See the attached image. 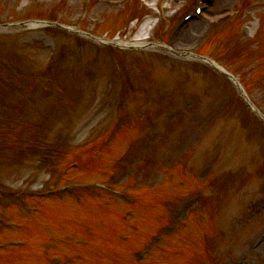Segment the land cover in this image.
Listing matches in <instances>:
<instances>
[{"label":"rangeland","instance_id":"obj_1","mask_svg":"<svg viewBox=\"0 0 264 264\" xmlns=\"http://www.w3.org/2000/svg\"><path fill=\"white\" fill-rule=\"evenodd\" d=\"M27 1H29L30 4L27 3V5H24ZM118 1V3H120L119 5H108L104 3V0H97L93 3L92 7L85 9L82 13L79 12L80 9L77 8L79 4H73V0H68L66 3V9H60L59 7L53 6L47 7V0H0V22L15 21L21 18L35 16L43 12L46 8L50 14H58L60 16L58 17L59 19L65 18V21L68 22H70V20L78 19L79 16H83V27L89 29L91 32L95 29L101 34L112 35V32H117L116 34H118L119 32L127 31L126 22L133 10V5L130 1L125 7H122L121 5L122 0ZM174 1H176V3H173ZM164 2L169 3L171 12L173 9L176 11L183 7L182 0H164ZM15 5L18 6L12 8ZM36 5L43 6L44 10L40 11V8L35 7ZM72 5H75V7L73 8ZM237 9L240 10L239 15L236 17L233 24L229 26L227 32L222 35L225 37V40H222L219 36L214 37V40L210 41L205 49L212 53L211 55L214 57H219L220 60L228 63L233 71L242 77L251 93V97L255 100L261 110L264 111V0H218L215 5L209 7L205 14V18L196 21V23H193L190 27L184 29L182 38L184 37L186 41L180 42L181 47L178 45V42L181 40V33L177 35L174 43L169 41V44H173L178 50L196 49L205 36L204 29H207L208 22L215 21L213 20L214 18H220L226 14H232ZM243 9L244 11H242ZM165 14L166 13H163V15ZM178 18L179 17L175 16L171 20L174 22ZM247 30H249L248 33ZM230 31L235 34L232 39L228 38ZM2 32L3 31H0V33ZM131 32H134V30L129 29L128 33L126 32L124 34H131ZM246 33L250 36H245ZM238 38L240 39V43ZM58 40L63 44L65 42L68 43L70 48H72L70 52H64L67 56H70L71 53L75 52L76 48H82V45L77 46V40L73 38L59 36ZM74 42L75 44H73ZM94 46L95 44H92L91 46H87V48H90L91 50ZM19 48L27 54V60L30 62L29 65L32 66L30 72L40 75L47 74L44 73L45 70L43 67L46 66V62L48 61V49H45L40 43H30L26 46L22 45ZM70 63L71 62L69 61V68L72 69L73 66H71L72 64ZM139 68L145 73V68ZM173 69L174 64L171 63L169 68L163 69L167 71L166 73L161 70L157 78L155 74V80L157 79L156 85H160V83L164 81L163 77H165V80L170 79L172 83L169 90L166 86L162 88H160V86L158 87V90L161 92L157 94L156 101L159 104L165 100L162 96L165 89L172 94L171 97H169L172 101V105L170 107L169 105H165V111L162 114L159 113V116H157L158 119H168L167 116L171 109L175 110L178 107H181L182 103L185 101H192V104L194 105L195 101H200L199 112L202 113L200 116H197L196 124L195 108L193 109L194 111L185 115V119L181 120L179 123L177 122L176 127L178 128L177 131L179 134H177L175 140L170 139V141L166 143V147H163V145L160 144L161 141L155 140L150 145L149 143L151 141H143L136 149L137 154L138 149L142 147L141 145L145 144L150 147L149 151L155 148L162 149L160 153L151 155L153 158L152 160L156 161L160 159L172 162L175 160L178 153L188 147H193L201 140L199 142V148L196 147L195 149L197 152L195 154V156H197L196 159L194 156V161L196 160V175L203 177L208 171H210V169H215L217 171L216 167H218L215 186L221 187L224 184L228 185L224 195L218 198H221L220 201L225 199V197L227 198L224 202L225 208L223 211V214L226 212V217L221 220L223 227L220 226V228L227 230L226 239L236 243V245L228 244L229 241L225 243V247L228 244V247L233 248L234 252V255L227 264H260V262L264 260V194L259 195L254 192L256 190V185L262 181V179H255V176L252 175L253 173L251 174V172V177L248 176L251 160L260 147L255 145V141L250 143H244L242 141L245 132L241 130L238 123L234 120L236 118H234V116L224 117V108H222L221 105L223 103L222 99L218 98L216 101V97L210 98L206 92L204 93L201 89V80L199 81L196 79L197 77L181 75L178 79L180 81L186 80L185 85L183 82L181 84L180 81L177 80V76H173V72H168ZM137 72L138 68L133 69L135 75ZM207 76H209V74H207ZM219 76V74L215 73V75H212L211 77L218 82ZM198 78L201 79V77ZM222 78L219 77V80L223 82V86L231 85L226 78L224 79L227 82ZM203 82L206 88L210 87L205 81ZM230 88H232V85ZM176 90L181 91L179 95H176L178 92H176ZM212 91H216V89H212ZM111 95L112 92H109L108 96L95 111V115L101 116L106 113L109 107L108 100L111 98ZM215 101L216 103L214 104ZM150 102L151 100L148 101L147 106H150ZM152 106L154 105L152 104ZM142 110L143 108L129 105L127 113H129L130 116L133 114L138 117V114L141 113ZM87 120H89V118ZM171 124L174 125V123H168L166 125L168 130L170 129L169 127ZM85 125L89 126L91 130L89 138H92L94 130L92 127H94L95 124L86 121ZM87 132L89 133V130H87ZM157 133H159L158 128H155L152 133L148 132L145 138L150 136L154 137ZM161 137L166 136L163 135ZM196 137L199 138L198 141ZM147 166L149 167V163H147ZM154 166L155 164L152 162L151 168ZM23 174L24 167L20 168L17 165H3L0 167V181L12 188H17L16 186L22 185V181L19 179ZM169 175L170 174L168 173L165 175L167 180ZM147 177H151L154 180L156 179L160 183V186L164 183L161 175L156 172H153L152 174L150 173ZM241 179L244 180L245 185H241ZM167 180L166 182H168ZM64 182H67V178L64 179ZM202 185L203 184H201L198 179L195 180V189ZM103 190L104 192L102 195H105L106 198L99 200L101 206L102 204L107 206L109 202L113 204L118 201L114 195L108 193V186L103 188ZM184 192L185 190L183 189L179 194L183 195ZM134 193L141 194V191L135 190ZM209 194L211 195L212 191H209ZM175 195L176 192H174L172 196L175 197ZM197 199L199 198L195 193V202L199 201L200 203V200ZM192 201L191 198L186 199L181 202L179 206L174 208L172 213L176 215L177 221L183 219L187 215L186 212L192 206ZM199 203H196L195 206ZM210 207L211 204L208 206V211L210 210ZM242 207H245V209ZM154 208L156 207H150L147 205L137 213V215L143 216L144 213H152ZM99 215L101 216V211L98 212L97 216ZM102 215L104 218L105 212H102ZM201 215L204 214L201 213ZM254 215H261L263 221L252 226L251 224L249 226L245 224L246 221L248 222V219H253L250 217ZM215 221V217L211 221L209 219L208 221L206 219H201L199 223L195 221V224L189 228V236L192 241L196 243L195 239L197 235L202 236L203 233L212 231L214 229ZM112 225L113 224H110L109 226ZM236 229H238V231ZM109 230H112V228L110 227ZM221 231L222 230H219V232ZM113 232H115V230H113ZM111 236V241L114 242L113 244L107 245V247L102 243L100 245H94L96 248L95 256H92L91 261L94 263H107L114 259L113 262H117V250L119 249V246L115 244L117 242L116 236ZM222 238L224 239V236H222ZM197 240L200 241L198 238Z\"/></svg>","mask_w":264,"mask_h":264}]
</instances>
